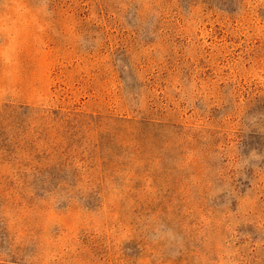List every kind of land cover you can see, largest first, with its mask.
Segmentation results:
<instances>
[{
	"label": "rangeland",
	"instance_id": "374dc122",
	"mask_svg": "<svg viewBox=\"0 0 264 264\" xmlns=\"http://www.w3.org/2000/svg\"><path fill=\"white\" fill-rule=\"evenodd\" d=\"M0 264H264V0H0Z\"/></svg>",
	"mask_w": 264,
	"mask_h": 264
}]
</instances>
